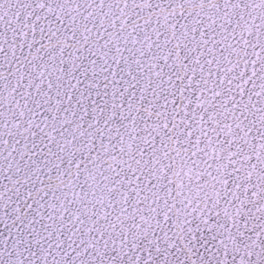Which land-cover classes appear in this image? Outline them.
I'll return each instance as SVG.
<instances>
[{"label":"snow or ice","instance_id":"obj_1","mask_svg":"<svg viewBox=\"0 0 264 264\" xmlns=\"http://www.w3.org/2000/svg\"><path fill=\"white\" fill-rule=\"evenodd\" d=\"M0 264H264V0H0Z\"/></svg>","mask_w":264,"mask_h":264}]
</instances>
